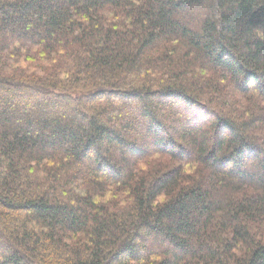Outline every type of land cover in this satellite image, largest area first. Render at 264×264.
Returning <instances> with one entry per match:
<instances>
[{"label": "trees", "instance_id": "trees-1", "mask_svg": "<svg viewBox=\"0 0 264 264\" xmlns=\"http://www.w3.org/2000/svg\"><path fill=\"white\" fill-rule=\"evenodd\" d=\"M0 264H264V0H0Z\"/></svg>", "mask_w": 264, "mask_h": 264}]
</instances>
